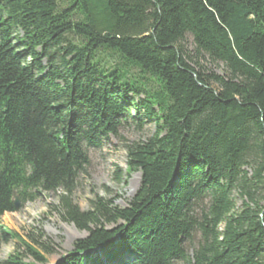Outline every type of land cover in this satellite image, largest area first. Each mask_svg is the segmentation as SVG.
I'll return each instance as SVG.
<instances>
[{"label": "trees", "instance_id": "16d2710c", "mask_svg": "<svg viewBox=\"0 0 264 264\" xmlns=\"http://www.w3.org/2000/svg\"><path fill=\"white\" fill-rule=\"evenodd\" d=\"M131 127L135 197L82 211L89 150ZM14 193L87 232L62 264H264V0H0V219ZM28 239L3 264H45Z\"/></svg>", "mask_w": 264, "mask_h": 264}, {"label": "rangeland", "instance_id": "374dc122", "mask_svg": "<svg viewBox=\"0 0 264 264\" xmlns=\"http://www.w3.org/2000/svg\"><path fill=\"white\" fill-rule=\"evenodd\" d=\"M185 48L193 53L194 44L188 37ZM221 74V67L212 68ZM153 134V127L144 132H138L135 128H127L120 131V137H108L102 140L101 146L89 150L90 166L88 174L81 178L82 187L74 196V203L84 212L91 210V202L97 197L112 200L114 205L125 208L135 197L141 185V173L132 172L127 175V150L126 145L135 141H144ZM119 174V181L116 175ZM34 202L22 204L19 208L4 214L0 219V225L12 233L19 235L21 242L8 238L0 244V264L7 261L15 253L26 255L24 242L33 245L28 239L34 234H43L42 242L48 244L53 252L47 255L45 264H62L63 260L73 253L75 244L87 237V232L79 230L74 224L62 221L57 212L51 206H56L58 195L43 193ZM238 208L242 200L235 195ZM91 254L94 251L90 252ZM190 257L192 252H189ZM94 259V257H93ZM26 262H32V258L25 257ZM109 264V263H104ZM183 264V263H176Z\"/></svg>", "mask_w": 264, "mask_h": 264}, {"label": "water", "instance_id": "95a60500", "mask_svg": "<svg viewBox=\"0 0 264 264\" xmlns=\"http://www.w3.org/2000/svg\"><path fill=\"white\" fill-rule=\"evenodd\" d=\"M14 198H15L14 206H15V208H19V206H20V199H19V197L16 195V193H14Z\"/></svg>", "mask_w": 264, "mask_h": 264}]
</instances>
